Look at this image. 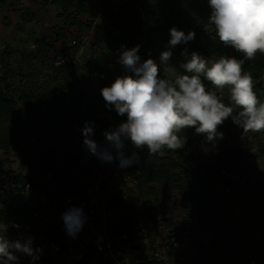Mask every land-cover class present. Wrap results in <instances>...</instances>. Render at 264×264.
<instances>
[{"label": "trees", "instance_id": "obj_1", "mask_svg": "<svg viewBox=\"0 0 264 264\" xmlns=\"http://www.w3.org/2000/svg\"><path fill=\"white\" fill-rule=\"evenodd\" d=\"M45 3H50L55 8L56 21L52 27L51 37L39 36L31 41L28 36L22 38L24 45L31 42L32 49H24L16 61L13 59L12 48L4 47L0 50V150L5 154L20 144L28 143L30 130L33 131V128L37 130L39 128L42 133L47 132L50 136H54L52 134L57 129L67 131L66 135H58L57 139L52 141V146L44 147L33 156L30 161L32 166L30 177H14L15 181L19 179L30 181L42 190L48 186L58 187L63 196H77L82 199L84 191L91 182V176L78 158L69 154L63 156L60 153L56 158L57 147L63 144H68L71 148L84 147L81 129L86 122L94 125V135L91 138L103 145L102 134L126 119L118 116L114 109L106 108L100 91L111 84L117 76L130 74L126 73L123 66L118 63L122 46L130 49L140 45L138 55L141 61L153 58L159 62L160 53L168 50L169 29L176 27L186 34L189 31L196 33L194 40L171 49L170 62L179 72H183L179 64L184 60L182 52L185 49L189 54L195 51L208 59H218L221 55L244 59L243 54L225 47L219 41L214 25L208 22L211 11L208 0H127L97 12L94 18H97L99 23L92 21L88 0H45ZM141 4L148 5L156 14L157 18L153 24H145L137 15L135 9ZM3 6L4 3L0 0V8ZM80 16L88 18L87 23H82ZM33 21L34 15L30 9H21L19 22L13 28L15 31L24 32L25 26ZM71 28L77 30L73 37L76 42L74 46H71L64 33ZM91 30H94L96 39L82 53L80 57L83 61L82 66L70 61L54 66L52 62L55 55L54 42L66 40L70 49L76 50L81 46L80 38L83 31ZM242 68L244 72L252 75L254 91L258 99L264 102V54L257 53L255 59L245 60ZM79 71H82L81 76L86 81L95 74L94 79L99 82L97 90L85 97L74 89L82 82V79L78 82L79 79L75 77ZM36 73L42 84L47 85V80L52 76L59 85L49 88L44 93L35 92L38 88L34 80ZM15 76H18L19 80L23 79L27 84L24 91L18 90L13 84ZM161 76H164L162 70ZM71 80L75 86L70 84ZM204 83L206 90L219 92L218 96L224 103L230 104L228 87L219 90L207 80H204ZM235 127L236 124L231 119L226 120L218 129L223 133V138L214 142L206 141V138L196 134L194 129H186L180 133L181 136L186 137L183 149L172 151L165 148L158 154H150L146 147L137 149L126 140L123 149L125 155L129 156V151L132 149L140 156V163L120 170L117 169L119 162L113 160L116 162V173H121L124 177L129 176L135 181L134 188L137 189L142 202L148 206L150 216L153 215L152 211L157 209L155 201L150 199L155 186L160 187L159 191L168 187L180 189L191 210L198 216L197 221L210 233L207 247H198L196 252L184 254V264H264V230L260 238L245 239L244 227L235 230L231 228V224H228V220L236 214L238 205L242 206L240 203L244 202L248 205L244 207L247 221L252 222L257 217L260 222H264V199L258 195L244 196L245 189L238 186L233 190H229L231 189L229 187L228 193H224L218 181L219 177H222V170L229 171L227 168L233 165L228 158L230 153L224 146L228 138L233 136ZM240 131L243 132L241 128ZM39 141L46 142L47 139L40 137ZM197 142L206 148L216 146L210 151L213 161L210 164H203L201 169L190 172L186 165L194 158L190 149ZM258 152L264 155V147H259ZM113 155L115 156V150ZM93 162L101 167L96 156L93 157ZM48 168H51L52 174L50 179L46 180L45 171ZM73 174H77L81 179H75ZM222 180L224 184L230 186L238 184L241 177L238 175L237 180L223 178ZM245 186L250 184L246 183ZM6 188L9 189L0 208V225H7V231L11 234L43 239L56 251L75 257L76 264H113L94 249H90L84 257L78 258L72 240L62 235L55 226L43 229L37 220L32 219L15 189L11 190L10 184ZM247 197L251 201H247ZM49 201L52 208L56 209L58 202L55 197L49 196ZM109 207V215L118 214L120 217L116 223H108L111 235H129L132 228L138 224L140 210L134 205L130 209H125L124 200L119 195L109 199ZM132 210H135L134 215L131 214ZM175 230L176 228L172 227L168 233L173 235ZM129 240L131 245L129 250H137V246H132V239ZM170 241L172 246L175 241L172 237ZM252 248L255 256L251 253ZM119 260L122 261L121 258ZM145 264H157V260L151 257Z\"/></svg>", "mask_w": 264, "mask_h": 264}, {"label": "clouds", "instance_id": "obj_2", "mask_svg": "<svg viewBox=\"0 0 264 264\" xmlns=\"http://www.w3.org/2000/svg\"><path fill=\"white\" fill-rule=\"evenodd\" d=\"M215 34L225 47L243 54L244 59L221 55L208 59L198 52H182L179 64L183 72L170 61L171 49L187 44L196 38L194 31L187 34L172 27L169 29L168 50L153 58L141 61L140 45L125 48L118 57L126 73L117 76L110 86L103 87L101 95L105 106L126 117L118 126L104 132L106 143L98 144L91 137L94 125L86 122L81 129L83 145L102 162L117 160L118 167L128 168L140 163L139 155L126 156L123 149L129 140L137 149L147 148L150 154L183 149L186 129H194L208 142L223 138L219 127L228 119L239 126L243 133L264 132V102L254 91L253 77L244 72L245 60H253L257 53L264 54V0H208ZM161 70L164 76H161ZM203 78V79H202ZM204 80L215 89H230V104L226 105L215 91L206 90ZM115 150V156L113 155ZM67 234L75 238L83 228L85 214L80 207H71L62 214ZM19 227V225H16ZM7 232V225H0ZM32 239L10 241L0 235V264H17L19 252L39 258L40 248L32 247Z\"/></svg>", "mask_w": 264, "mask_h": 264}, {"label": "rangeland", "instance_id": "obj_3", "mask_svg": "<svg viewBox=\"0 0 264 264\" xmlns=\"http://www.w3.org/2000/svg\"><path fill=\"white\" fill-rule=\"evenodd\" d=\"M5 2V9H1L0 13V50L4 47H10L14 50L13 59L16 61L19 54L24 50H31V42L24 45L21 41L25 36L30 37V41L39 36L51 37L53 32V25L56 21L55 18V8L50 3H45V0H3ZM127 0H105L104 4L98 2V0L89 1V8L91 12L92 21L99 23L96 13L99 12L103 7L119 4ZM28 5L33 10L34 21L25 26L24 32L15 31L13 25L19 21V12L23 6ZM12 7V8H11ZM6 11V12H5ZM137 15L145 24H153L156 21V14L150 10V7L145 4H141L135 9ZM18 13V14H17ZM2 14H6L9 20H3ZM83 23H87L88 19L85 17H80ZM7 23V24H6ZM71 30H69L70 32ZM71 36L74 37L76 31L72 29L70 32ZM68 38V36H67ZM96 35L94 30L85 31L80 38L81 46L76 48V50L69 49V57H66L59 49H62L61 45L56 44L57 55H65L66 59L71 63L78 66L83 65L81 60L82 53L86 50L87 46L94 42ZM69 40V38H68ZM55 43V42H54ZM58 52V53H57ZM52 57V54L50 55ZM162 73L163 70H162ZM47 74V73H44ZM82 71L76 73L75 77L78 78V82L82 79L81 84L74 88L79 91L82 97H85L92 91H96L99 87V82L92 76L88 81L82 78ZM165 75V74H164ZM18 76L13 79V84L18 90H25V81L19 80ZM34 80L38 86L35 92H46L51 87H56L59 85L58 82L53 80L52 76L47 80V85L41 83L38 74L34 76ZM72 84V80L70 81ZM264 87V82H263ZM217 93V92H216ZM219 95V92L217 93ZM67 131H62L61 129L55 130L54 136H50L42 131L33 128L30 130L29 141L26 144H20L7 153H3L0 150V176L4 174V179L0 180V208L3 206V200L7 195L9 188H6L9 181L12 178L15 180L16 177H30L32 175V166L30 161L33 156L36 155L46 146H52V141L57 139L58 135H66ZM253 134V135H252ZM40 137L47 139L46 142L39 141ZM69 143V142H68ZM60 146H69L68 144H63ZM225 148L229 151V160L233 163L230 168H227L231 173H237L241 177V181L236 185H226L222 177H219V183L222 186L221 190L224 193L229 190H233L235 187H243L246 193L244 196L252 197L258 195L261 199H264V155L258 152L259 147H264V132L260 133H243L240 131V127L236 125L234 128V134L225 143ZM216 148L215 145L210 147H202L199 142L190 149L191 155L194 157L193 160L186 165V168L190 172H194L197 169H201L203 164H210L213 161V156L210 154ZM129 156H131L134 151L131 149L129 151ZM136 153V152H135ZM56 158L59 157V152L55 154ZM140 158V156H139ZM123 170L124 168H118ZM109 178L103 184L102 197L103 201L107 207L109 223H116L119 220V215L115 216L109 215V199L113 196L119 195L123 198L125 203V209H130L132 205L136 206L140 210V219L138 224L134 226L131 233L128 235V239H132V246H137V250H129L130 240L127 244L120 247V253L123 255L122 263L126 264H145L150 260L151 257L157 260V264H184L183 256L188 252H196L198 247H207V239L210 237V233L198 222V216L194 211L191 210L189 203L184 199L183 194L178 188H169L159 191L158 186L154 187V193L150 196L152 201H155L157 209L152 211V216H150V211H148V206L142 202L138 196L137 189L130 181L124 180V175L121 173H116L117 171L109 164ZM74 178L81 179L77 174H73ZM15 177V178H14ZM80 177V178H78ZM249 183L250 186H245ZM158 187V188H157ZM157 188V189H156ZM239 193V192H237ZM236 193V195H237ZM247 201H251L248 197ZM36 207L37 212H40L42 216V221L49 225L55 226L57 228L61 227L64 222L58 217L50 215L46 210V206L42 205L37 199ZM246 203V204H245ZM242 206L238 205L236 214L228 220V224H231V228L235 230H241L244 227L243 237L249 239H257L262 237V231L264 230V222H260L259 218L251 221H247L244 215V207H248L247 202ZM132 215L135 214V210H132ZM258 213H262L258 211ZM226 219V218H225ZM155 220V221H153ZM227 220V219H226ZM176 228L173 235L168 233L170 228ZM251 227V228H250ZM141 231H146L145 235H142ZM0 235H5L10 241L22 240L25 238L19 234H11L9 231L5 232L3 228H0ZM170 237L175 241L171 246ZM48 250L46 251L47 257L50 258L51 264H76L75 257L70 256L68 253H60L56 251L50 244L46 243ZM254 247V246H252ZM251 253L255 256V252L252 248ZM18 256L17 264H43V262L38 258L33 261L32 257L27 256L22 253H15Z\"/></svg>", "mask_w": 264, "mask_h": 264}, {"label": "built area", "instance_id": "obj_4", "mask_svg": "<svg viewBox=\"0 0 264 264\" xmlns=\"http://www.w3.org/2000/svg\"><path fill=\"white\" fill-rule=\"evenodd\" d=\"M71 46L75 45V41L72 36H68ZM52 62L54 66H60L69 61L66 59L65 55H55L53 56ZM95 77L96 75L93 74ZM109 84L108 86H110ZM107 131V130H106ZM103 138V145L106 143L104 133L101 136ZM57 150L63 156L72 155L78 158L81 163L86 167L88 173L91 176V182H89L86 190L83 193V198L77 196H63L58 187L48 186L45 190L34 186L30 181H23L19 179L15 181L10 180V189H15L22 198V204L27 207L32 219L37 220L39 225L43 229H47L52 225L47 224L42 221V216L40 212H37L36 201L37 199L42 205L46 206V210L50 215L62 219V214L65 213L71 207H80L83 209L85 214V222L83 228L76 234L75 238L67 234L65 225L63 224L59 227V231L62 235H65L68 239L72 240L74 245L76 255L78 258L84 257L90 249H94L96 252L101 253L105 258H108L113 264H123L119 258L123 255L120 253V247L127 244L129 239L127 234H122L119 236H112L108 230V211L107 207L103 201L102 188L103 184L109 178V164L116 169V162H102L100 159L99 168L93 162V157L86 147L71 148L69 146H58ZM52 174L51 168L45 171V179H50ZM221 176L223 179H238V175L228 172L227 170H222ZM4 179V175L0 176V180ZM125 181H130L131 184L135 185L129 176L124 177ZM49 196L55 197L58 202L57 208L53 209L49 201ZM63 220V219H62ZM142 235L146 234V231H141ZM31 238L33 243L32 247L40 248L42 251L39 254V259L43 264H51V260L46 255L48 250L47 241L43 239H33L32 237L26 235L21 242ZM122 259V258H121Z\"/></svg>", "mask_w": 264, "mask_h": 264}, {"label": "crops", "instance_id": "obj_5", "mask_svg": "<svg viewBox=\"0 0 264 264\" xmlns=\"http://www.w3.org/2000/svg\"><path fill=\"white\" fill-rule=\"evenodd\" d=\"M3 1V0H2ZM89 1H91V0H88V3H89ZM98 2H100L101 4H104L105 3V0H98ZM3 3H4V6H5V2L3 1ZM4 6L3 7H1L0 8V13H1V9L3 8V9H5L4 8ZM112 6V5H111ZM111 6H105V7H103V8H107V7H111ZM12 8V7H11ZM24 8H27V9H30V11H31V13L33 14V10H32V8H30V6H28V5H25V6H23V8L22 9H24ZM6 12V11H5ZM18 14V13H17ZM19 16H20V12H19ZM2 17H3V20H9V19H5V18H7V15L6 14H2ZM80 17H82V16H80ZM84 17V16H83ZM86 18V17H85ZM80 19V18H79ZM88 19V18H87ZM82 23H83V21L82 20H80ZM19 22V21H18ZM17 23V22H16ZM15 23V24H16ZM32 23V22H31ZM7 24V23H6ZM14 24V25H15ZM13 25V26H14ZM72 29H74L75 31H76V33H77V30L75 29V28H71V29H68V30H65L64 31V33H65V35H66V38H67V36H71L70 34V32L72 31ZM69 30H71L70 32H69ZM85 31H83V33H84ZM89 32V31H88ZM74 35H76V34H74ZM68 39V38H67ZM56 44L58 45H61V47H62V49H59V51H61L63 54H65L66 55V57H69V49L68 48H70L69 47V45H68V48H67V45H66V40L63 42V41H57V42H55L54 44H53V52H56V51H58V50H56L55 48H56ZM58 53V52H57Z\"/></svg>", "mask_w": 264, "mask_h": 264}]
</instances>
